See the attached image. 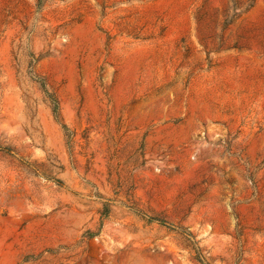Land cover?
<instances>
[{
    "label": "rangeland",
    "instance_id": "1",
    "mask_svg": "<svg viewBox=\"0 0 264 264\" xmlns=\"http://www.w3.org/2000/svg\"><path fill=\"white\" fill-rule=\"evenodd\" d=\"M0 264H264V0H0Z\"/></svg>",
    "mask_w": 264,
    "mask_h": 264
},
{
    "label": "trees",
    "instance_id": "2",
    "mask_svg": "<svg viewBox=\"0 0 264 264\" xmlns=\"http://www.w3.org/2000/svg\"><path fill=\"white\" fill-rule=\"evenodd\" d=\"M52 102H53V105H54V107H53L54 113H55L56 116H58V104H57V102L55 100H52Z\"/></svg>",
    "mask_w": 264,
    "mask_h": 264
}]
</instances>
